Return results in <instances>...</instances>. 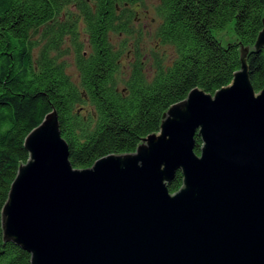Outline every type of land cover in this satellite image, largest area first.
Listing matches in <instances>:
<instances>
[{
	"label": "water",
	"instance_id": "95a60500",
	"mask_svg": "<svg viewBox=\"0 0 264 264\" xmlns=\"http://www.w3.org/2000/svg\"><path fill=\"white\" fill-rule=\"evenodd\" d=\"M262 21L241 51L264 50ZM215 36L235 41L232 23ZM24 147L1 223L30 264H264V86L254 91L245 61L213 94L172 104L133 152L74 168L54 111Z\"/></svg>",
	"mask_w": 264,
	"mask_h": 264
},
{
	"label": "trees",
	"instance_id": "16d2710c",
	"mask_svg": "<svg viewBox=\"0 0 264 264\" xmlns=\"http://www.w3.org/2000/svg\"><path fill=\"white\" fill-rule=\"evenodd\" d=\"M142 1L0 0V264H30L26 250L4 239L1 211L28 159L24 139L46 114L55 112L69 161L82 169L108 154L133 152L159 130L172 104L193 88L213 94L228 85L242 61L254 91L263 88L264 50L241 49L254 45L263 27L264 0H158L154 36L174 56L168 64L155 56L149 71L134 39L133 5ZM230 22L236 38L223 45L214 31ZM121 34L133 38L127 74L126 44L111 41ZM67 39L77 80L63 59ZM201 146L195 134L197 154ZM182 178L177 170L167 183L170 193Z\"/></svg>",
	"mask_w": 264,
	"mask_h": 264
},
{
	"label": "rangeland",
	"instance_id": "374dc122",
	"mask_svg": "<svg viewBox=\"0 0 264 264\" xmlns=\"http://www.w3.org/2000/svg\"><path fill=\"white\" fill-rule=\"evenodd\" d=\"M158 0H143L133 5V9L136 11L133 28L134 39L137 37L139 40V49L144 61L145 70H152V64L154 57H161L164 64H168L174 56V50L171 45L161 44L157 42L154 34L155 30L160 22V18L156 12V5ZM224 30V29H223ZM222 30V31H223ZM221 31H214V34H219ZM232 33L235 35L232 27ZM83 33L78 37L82 38ZM36 40L39 38L36 37ZM121 40L126 44L125 56H122L121 66L123 71L127 74L129 63L132 60L133 53V38L130 35H111V41L114 44H118ZM131 47V48H130ZM65 54L63 59L67 64L66 71L72 79L77 80V71L74 65V52L71 42L67 39L63 45Z\"/></svg>",
	"mask_w": 264,
	"mask_h": 264
}]
</instances>
